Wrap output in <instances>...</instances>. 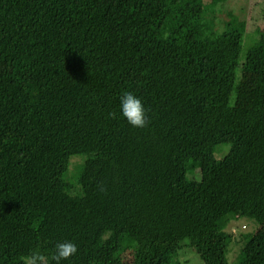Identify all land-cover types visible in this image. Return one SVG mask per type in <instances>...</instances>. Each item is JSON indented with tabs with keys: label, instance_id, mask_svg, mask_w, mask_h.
Returning a JSON list of instances; mask_svg holds the SVG:
<instances>
[{
	"label": "trees",
	"instance_id": "16d2710c",
	"mask_svg": "<svg viewBox=\"0 0 264 264\" xmlns=\"http://www.w3.org/2000/svg\"><path fill=\"white\" fill-rule=\"evenodd\" d=\"M227 2L0 0V264H264L226 232L264 225V0L251 33Z\"/></svg>",
	"mask_w": 264,
	"mask_h": 264
},
{
	"label": "rangeland",
	"instance_id": "374dc122",
	"mask_svg": "<svg viewBox=\"0 0 264 264\" xmlns=\"http://www.w3.org/2000/svg\"><path fill=\"white\" fill-rule=\"evenodd\" d=\"M263 0H228L227 2V8H224V12L220 13L218 15L217 20V26L219 30L224 29V25L230 21L229 14H232L233 16L239 18L241 21L247 22L248 32H254L256 29V25L260 24V26L263 25V21L260 20L259 15L260 11L263 8L262 4ZM212 13L215 12L216 9H210ZM259 17V21H256V18ZM258 19V18H257ZM255 37V36H254ZM254 37L250 36L249 38H245L244 42V51H247L253 44H254ZM246 89L249 91V87H246ZM249 94H243V97L246 99H243V103H247V97ZM242 103V104H243ZM226 150H229V146H225ZM226 214L225 208H223L221 211L217 212V214L214 216L215 219L220 218V216H223ZM226 224V232L227 233H239V235L244 234H254L256 232L261 231V229L264 228V225L258 224L256 221L248 219V218H240V217H231ZM196 255V254H195ZM196 259L201 262L199 259V256L196 255ZM231 260V259H230ZM231 264H237V261L235 263H232V260L230 262ZM188 264H198L195 261V257H190Z\"/></svg>",
	"mask_w": 264,
	"mask_h": 264
},
{
	"label": "clouds",
	"instance_id": "9594fccd",
	"mask_svg": "<svg viewBox=\"0 0 264 264\" xmlns=\"http://www.w3.org/2000/svg\"><path fill=\"white\" fill-rule=\"evenodd\" d=\"M121 112L127 122L135 128H145L149 124L145 107L142 101L130 92H125L121 97ZM115 118V113L110 114ZM78 248L73 242L58 243L51 260L55 264L66 261L74 256ZM22 264H49V257L39 253L32 252L22 258Z\"/></svg>",
	"mask_w": 264,
	"mask_h": 264
}]
</instances>
